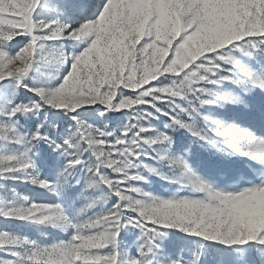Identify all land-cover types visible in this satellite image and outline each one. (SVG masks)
Masks as SVG:
<instances>
[{
  "label": "snow or ice",
  "instance_id": "1",
  "mask_svg": "<svg viewBox=\"0 0 264 264\" xmlns=\"http://www.w3.org/2000/svg\"><path fill=\"white\" fill-rule=\"evenodd\" d=\"M0 264H264V0H0Z\"/></svg>",
  "mask_w": 264,
  "mask_h": 264
}]
</instances>
